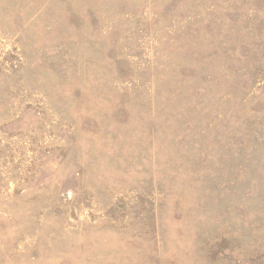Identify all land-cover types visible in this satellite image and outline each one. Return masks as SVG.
I'll return each mask as SVG.
<instances>
[{
    "label": "rangeland",
    "instance_id": "374dc122",
    "mask_svg": "<svg viewBox=\"0 0 264 264\" xmlns=\"http://www.w3.org/2000/svg\"><path fill=\"white\" fill-rule=\"evenodd\" d=\"M0 264H264V0H0Z\"/></svg>",
    "mask_w": 264,
    "mask_h": 264
}]
</instances>
